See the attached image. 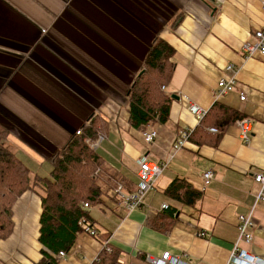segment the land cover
<instances>
[{"label": "crops", "instance_id": "1", "mask_svg": "<svg viewBox=\"0 0 264 264\" xmlns=\"http://www.w3.org/2000/svg\"><path fill=\"white\" fill-rule=\"evenodd\" d=\"M260 1L0 0L4 140L31 173L46 177L51 154L95 117L101 138L93 149L106 171L96 178L99 202L87 214L90 227L119 250L115 264H150L146 257L165 252L184 264L226 263L237 216L249 212L258 192L252 176L264 171V56L244 57L240 50L264 22ZM154 36L173 50L171 74L159 87L170 102L165 121L146 126L156 132L146 144L143 130L129 125L126 93ZM225 77H234L235 86L216 97L214 86ZM215 102L250 120L246 144L236 122L218 139L209 117L197 128L188 106L206 113ZM185 128L187 139L173 149ZM141 156L163 169L139 207L126 209L115 190L133 191ZM207 170L212 176L202 188ZM190 190L199 193L194 201ZM39 212L36 189L17 197L13 227L0 240V264L40 259ZM159 214L171 218L149 221ZM253 223L245 249L264 263V201L254 205ZM101 249L96 237L80 231L53 264H91Z\"/></svg>", "mask_w": 264, "mask_h": 264}, {"label": "trees", "instance_id": "2", "mask_svg": "<svg viewBox=\"0 0 264 264\" xmlns=\"http://www.w3.org/2000/svg\"><path fill=\"white\" fill-rule=\"evenodd\" d=\"M172 52L167 43L154 36L142 59L141 74H136L128 87V121L135 129L144 130L152 122H163L167 117L170 98L159 87L171 74ZM206 116L214 122L216 139L227 125L241 118L235 110L215 102L199 119L197 128ZM99 124L96 119H91L79 134H72L64 146L57 148L49 157L51 169L46 177L31 173L16 157L5 142V130L0 126V240L9 235L13 227L11 208L14 201L25 190L36 189L40 201L37 241L41 254L36 264H53L54 255L70 248L76 233L83 231V225L91 226L87 209L81 204L99 202L101 190L96 178H102L106 169L94 149L83 139L94 140L100 130ZM177 189V185L171 186V190ZM189 193L192 201L199 195L197 191L190 190ZM161 218L171 216L159 214L149 221L155 223ZM92 236L102 243V249L91 264L118 263L120 252L105 243L106 234Z\"/></svg>", "mask_w": 264, "mask_h": 264}, {"label": "built area", "instance_id": "3", "mask_svg": "<svg viewBox=\"0 0 264 264\" xmlns=\"http://www.w3.org/2000/svg\"><path fill=\"white\" fill-rule=\"evenodd\" d=\"M260 9L264 12V0L260 1ZM43 32V31H41ZM254 41L253 42H244L240 45V50L243 53L244 57H250L253 54H259L264 56V22L259 28L253 32ZM227 71L231 72L230 65H227L225 68ZM235 86L234 77H225L219 78L214 86L213 93L216 97L227 94L233 90ZM162 89V87H161ZM244 96L239 94V100H243ZM189 111L195 116V119H199L204 115L205 111L199 106L189 105ZM238 127V137L243 144H246L249 139V132L251 128V123L248 118L241 117L236 121ZM211 132H216V129L211 127L209 128ZM75 134L80 133V128L75 130ZM143 141L148 144L153 141L156 136L155 130L153 128H145L142 133ZM189 135L188 129H182L178 132L175 143L173 144V149L177 150L184 143ZM100 136L97 137V141L92 142V149L95 148ZM84 142L89 143L88 138L83 139ZM137 171H136V183L135 188L131 193L124 194L120 192L119 188L115 190L116 194L121 200L122 205L126 209H133L139 207L143 196L154 186L156 179L161 174L163 169V164L160 162L154 163L147 161L144 156L139 157L136 160ZM212 173L210 170L204 171L201 174V187L207 185L211 179ZM253 180L258 184V192L254 196V202L249 209V212L245 215L240 214L237 216L236 220V239L232 244L227 261L225 264H264L257 257L250 255L249 252L245 249L252 240L253 236V209L254 205L259 201H264V171H256L253 176ZM83 209H87L89 205L86 202L81 204ZM167 206L162 204L160 209H165ZM83 231L87 232L89 235H95V230L88 225H83ZM198 236H203V233H198ZM65 252L59 250L55 257L58 260L64 256ZM168 252L163 253L159 258H150L146 257V260L150 264H184L175 257L168 256Z\"/></svg>", "mask_w": 264, "mask_h": 264}, {"label": "rangeland", "instance_id": "4", "mask_svg": "<svg viewBox=\"0 0 264 264\" xmlns=\"http://www.w3.org/2000/svg\"><path fill=\"white\" fill-rule=\"evenodd\" d=\"M93 118L95 119V117H93ZM93 118H92V119H93ZM81 130H82V128H80V131H81ZM74 132H75V131H74ZM74 132H73V134H74V135H77V134H75ZM96 138H97V137H95V139H96ZM95 139H94V140H89V143H87L91 149H92V142H95ZM53 153H54V152H53ZM53 153H52L51 155H53Z\"/></svg>", "mask_w": 264, "mask_h": 264}, {"label": "water", "instance_id": "5", "mask_svg": "<svg viewBox=\"0 0 264 264\" xmlns=\"http://www.w3.org/2000/svg\"><path fill=\"white\" fill-rule=\"evenodd\" d=\"M142 70L138 73V74H141Z\"/></svg>", "mask_w": 264, "mask_h": 264}]
</instances>
